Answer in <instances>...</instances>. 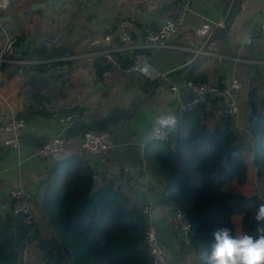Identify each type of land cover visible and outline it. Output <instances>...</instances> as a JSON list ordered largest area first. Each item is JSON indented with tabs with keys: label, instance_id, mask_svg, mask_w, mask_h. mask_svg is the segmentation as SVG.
<instances>
[{
	"label": "crops",
	"instance_id": "crops-1",
	"mask_svg": "<svg viewBox=\"0 0 264 264\" xmlns=\"http://www.w3.org/2000/svg\"><path fill=\"white\" fill-rule=\"evenodd\" d=\"M178 0H11L10 6L0 11V49L6 35H25L24 47L43 45L44 40L61 33L59 46L66 54L54 58L34 57L24 66L49 65L47 75L52 69L67 68L54 74H64L52 83L53 101L49 108L58 109L61 105L68 108L80 107L79 121L67 132L65 153L80 152L79 140L82 130L98 126L105 122L112 134L113 147L103 154H86L91 166L96 170L100 181L102 175H120L125 173L124 186L128 188L137 204L143 207L151 204L150 222L156 229L158 239L166 250L170 264H191L195 256L181 247L179 232L172 220V201L164 192L156 176L145 160V149L153 140L157 127L155 120L167 111L174 110L180 98L187 96L182 90L175 94L163 79H156L146 70L125 71L115 69L109 78L101 79L96 74L94 62L76 55L91 53V42L103 37L107 29L124 18L136 20L132 30L137 34L136 41H142L143 31L155 29L166 18L173 17L179 5ZM185 28L177 32L170 40V47L159 48L151 55V64L161 71H172L174 80H181L185 73L192 72L196 77L206 76L209 81L228 83L238 76L247 80L238 97L241 104L240 116L235 122L238 130L244 133L246 128V103L248 100L249 68L241 60L264 57V48L256 39L251 45L244 42L246 36L257 38L260 22L264 16V0H187ZM45 2L43 8L34 10L31 16L4 20V16L19 13L32 3ZM182 0H180V3ZM244 12L237 30H233L235 18ZM219 22L224 25L217 26ZM208 23L218 38L219 50L229 58L206 56L195 52L206 36L200 28ZM112 43L103 42L102 46ZM130 55L129 52L125 53ZM128 56V57H129ZM69 58V59H68ZM131 59V58H130ZM107 61V60H102ZM21 72L12 77L0 71V124L12 118L9 102L18 103L17 113L24 108L29 85L27 75ZM31 70L29 74H32ZM101 82L102 86L96 87ZM64 87L67 96L61 97L57 91ZM97 88V89H95ZM54 118L40 119L29 124L21 134L18 148H5L0 143V207L9 209V192L14 187H24L35 197L41 196L40 182L45 178L57 158H45L36 154L37 148L46 139L58 133V122ZM3 134L0 135V140ZM248 162V180L243 186L235 182L223 185L226 190L251 195L258 192L253 157ZM134 184H131V182ZM251 188L254 190L251 192ZM236 235L242 234V215H234ZM42 261L38 262L39 256ZM43 252L35 244H30L24 253V264H43Z\"/></svg>",
	"mask_w": 264,
	"mask_h": 264
},
{
	"label": "trees",
	"instance_id": "trees-1",
	"mask_svg": "<svg viewBox=\"0 0 264 264\" xmlns=\"http://www.w3.org/2000/svg\"><path fill=\"white\" fill-rule=\"evenodd\" d=\"M178 4L180 0L175 7ZM129 19L133 26L137 25L135 19ZM133 26L129 27L130 32L137 40ZM120 31L117 23L106 34L120 44ZM222 34L218 32L213 38L218 41ZM16 37L14 58H54L67 52L63 47L48 48L44 44L24 47L25 35ZM128 56L120 54L122 68L131 64ZM93 62L100 79L104 78L105 70H114L109 61L94 58ZM50 64L24 66L4 62L0 65V71L8 77L20 70L28 77L26 84L30 87L25 105L17 113L28 124L82 112L78 106L48 107L53 101L52 83L65 75L40 78L48 72ZM244 64L249 68L244 133L225 113L221 99L207 95L194 109L182 114L171 139H153L145 149L150 170L190 221V241L182 242L181 247L194 254L195 264H201L200 251L211 249L215 230L228 228L236 235L234 215H242L243 233L255 235L257 222L253 209L264 202V64ZM31 70L33 73L29 74ZM183 78L209 81L206 76L196 77L191 71ZM214 83L225 85L221 79ZM57 92L62 98L67 96L64 87ZM105 124L103 121L82 132L108 130ZM86 154L82 150L65 153L50 168L40 182L41 196L36 197L40 212L37 222L27 224L23 216H15L9 209L0 207V264H24V253L30 244L42 250L43 264H154L146 237L148 218L124 186L125 173L102 175L101 181L95 182L97 172ZM248 155L257 166L258 192L247 195L224 189L227 182L240 186L247 183Z\"/></svg>",
	"mask_w": 264,
	"mask_h": 264
},
{
	"label": "built area",
	"instance_id": "built-area-1",
	"mask_svg": "<svg viewBox=\"0 0 264 264\" xmlns=\"http://www.w3.org/2000/svg\"><path fill=\"white\" fill-rule=\"evenodd\" d=\"M11 0H0V11L10 6ZM187 0H182L178 9L173 17L166 18L159 23L157 28L148 29L143 33L142 41H136L132 33L130 32L133 22L129 18H124L119 22L121 31L119 33L120 44L114 42L111 35H104L103 37H96L92 40L91 44L94 47V51L82 55H76L74 59H80L83 57L86 60L92 61L94 58L104 56L115 69H122L125 71H138L146 70L156 79H163L170 85V90L175 94H180L181 89L187 91L185 98H180L177 108L171 111L163 113L160 117L173 116L176 123L172 127H160L157 125L153 132V138L161 141L171 139L173 133L176 131L179 119L186 111L194 109L199 102H201L207 95L217 96L221 99L224 106V111L232 117L234 122H237L240 116L241 104L238 94L243 88V81L238 76L232 77V79L226 83L223 87L212 81L195 82L192 80H174L172 71H161L151 64L152 53L159 49L170 47L169 40L180 30L185 28V15L187 11ZM224 25L219 22L217 26ZM211 27L208 23H204L200 28L201 35H205L204 42L197 48H192L197 53L206 56H217L220 58H229V56L223 54L219 50V42L213 38V32L210 31ZM258 40L261 46L264 48V16L259 25V31L257 38L254 36H246L244 42L251 45ZM17 37L13 34H7L0 49V65L4 62L13 64L28 63L26 59L14 58L16 52ZM103 42L112 43L110 46H102ZM61 43V34L56 33L51 38L44 40V46L51 48L59 46ZM129 52L132 62L126 67L122 68L120 64V54ZM260 59L241 60L240 58H232L237 61H243L245 63H261L264 64V57H258ZM69 59V58H68ZM105 78L111 76V71L105 70L103 72ZM12 118L0 124V135L3 134L0 143L5 148H18L21 145V134L29 125L26 118L18 117V103L15 101L9 102ZM80 115L76 112L59 116L58 133L49 137L41 144L36 154L45 158H57L62 156L67 146V132L72 128L76 121H79ZM79 145L82 151L87 154H103L109 151L113 147L112 134L109 130H88L79 140ZM254 170L257 172V166L253 164ZM131 184H134L132 181ZM11 203L9 205L10 212L15 215H21L27 224H32L39 220L40 212L38 211V205L35 195L29 192L26 188L14 187L9 192ZM143 211L148 218V228L146 232L147 243L149 252L153 257L154 264H170L166 255L164 246L160 243L156 229L150 222L151 204H145ZM172 220L173 224L177 228L180 239L184 243H189V234L191 229L190 221L186 213L180 209L172 201ZM191 264H195L192 262Z\"/></svg>",
	"mask_w": 264,
	"mask_h": 264
},
{
	"label": "clouds",
	"instance_id": "clouds-1",
	"mask_svg": "<svg viewBox=\"0 0 264 264\" xmlns=\"http://www.w3.org/2000/svg\"><path fill=\"white\" fill-rule=\"evenodd\" d=\"M176 123L173 116H158L155 124L172 127ZM257 222L255 235L242 233L232 235L231 230L222 228L212 233L214 243L211 249L200 251L201 264H264V202L254 209Z\"/></svg>",
	"mask_w": 264,
	"mask_h": 264
},
{
	"label": "water",
	"instance_id": "water-1",
	"mask_svg": "<svg viewBox=\"0 0 264 264\" xmlns=\"http://www.w3.org/2000/svg\"><path fill=\"white\" fill-rule=\"evenodd\" d=\"M50 1L51 0H49V2ZM46 5H47V3H45V2L32 3L28 9L23 10V11H21L19 13H16V14L4 16L3 19L4 20H10V19L18 18V17L31 16L34 10L43 8ZM243 16H244V12L243 11H240L238 13V15L236 16V18H235L234 24L232 25L233 30H237L238 29V27L240 26V22L243 19ZM97 59H99V60H106V58L104 56L97 57ZM65 70H67V68H65V67L64 68H60V69H52V70H50V72L47 75L45 74V75H42L41 77L42 78H47V77H50V76H52L54 74L60 73V72L65 71ZM100 86H102V83L101 82H99L96 87H100ZM95 89H97V88H95ZM94 180H95V182H100L99 176L96 175L94 177Z\"/></svg>",
	"mask_w": 264,
	"mask_h": 264
},
{
	"label": "rangeland",
	"instance_id": "rangeland-1",
	"mask_svg": "<svg viewBox=\"0 0 264 264\" xmlns=\"http://www.w3.org/2000/svg\"><path fill=\"white\" fill-rule=\"evenodd\" d=\"M61 34V33H60ZM61 42H62V35H61ZM61 44V43H60ZM243 81V86L246 84V82H247V80L245 81V80H242ZM257 174V173H256ZM251 192H253L254 190L251 188ZM39 222H41V225H43V229L44 230H48V228L45 226V224L42 222V221H39ZM242 231V230H241ZM239 234V233H238ZM237 234V235H238ZM42 261V256L40 255L39 256V259H38V262H41Z\"/></svg>",
	"mask_w": 264,
	"mask_h": 264
}]
</instances>
